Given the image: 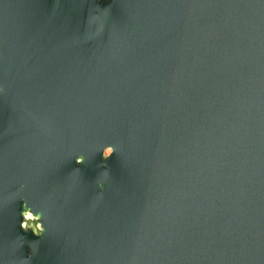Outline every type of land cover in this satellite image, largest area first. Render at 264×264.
Wrapping results in <instances>:
<instances>
[{
    "label": "water",
    "instance_id": "1",
    "mask_svg": "<svg viewBox=\"0 0 264 264\" xmlns=\"http://www.w3.org/2000/svg\"><path fill=\"white\" fill-rule=\"evenodd\" d=\"M0 264H264V0H0Z\"/></svg>",
    "mask_w": 264,
    "mask_h": 264
},
{
    "label": "bare ground",
    "instance_id": "2",
    "mask_svg": "<svg viewBox=\"0 0 264 264\" xmlns=\"http://www.w3.org/2000/svg\"><path fill=\"white\" fill-rule=\"evenodd\" d=\"M108 152V151H107ZM27 217H30V215H27Z\"/></svg>",
    "mask_w": 264,
    "mask_h": 264
}]
</instances>
